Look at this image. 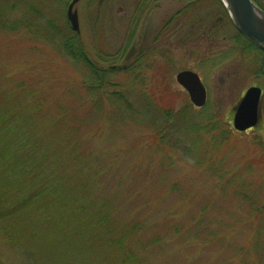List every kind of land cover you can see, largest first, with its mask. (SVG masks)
<instances>
[{
	"label": "rangeland",
	"instance_id": "374dc122",
	"mask_svg": "<svg viewBox=\"0 0 264 264\" xmlns=\"http://www.w3.org/2000/svg\"><path fill=\"white\" fill-rule=\"evenodd\" d=\"M34 1L15 13L70 3ZM221 4L81 0L85 53L111 71L100 89L51 31H0V109L15 116L0 120V264H264V52L236 44ZM133 65L144 77L118 71ZM183 70L202 78L201 109ZM251 86L260 122L238 132Z\"/></svg>",
	"mask_w": 264,
	"mask_h": 264
},
{
	"label": "trees",
	"instance_id": "16d2710c",
	"mask_svg": "<svg viewBox=\"0 0 264 264\" xmlns=\"http://www.w3.org/2000/svg\"><path fill=\"white\" fill-rule=\"evenodd\" d=\"M34 0H0V31L2 30H25L27 31L29 34H31L32 36L34 35H39L43 32L42 35H44V32L46 31L48 34V31L52 32V35H48L47 37L49 39H51L53 42H55L58 47V43L60 45V47H62L63 52H67L71 57H73L75 60H81V62H86L88 63V67L92 69L93 71V76H95L96 78V82L97 84L95 85V87H93L94 89H100L103 86H108L110 85L109 83H107V80L109 78V73L111 71L106 70L104 68H97L95 66H93L94 61H92L85 53V49H84V44L83 41L81 39L80 34L81 33H76L70 23L67 17V13H49V17L47 16V13H15L17 10H24V12L29 11V9L31 10V3L33 4ZM40 1H48V2H55L56 0H40ZM190 1L191 3H197L199 0H187ZM220 4L221 1L217 0ZM35 2V1H34ZM194 5V4H192ZM223 6V4H221ZM223 8L225 9V7L223 6ZM225 13L227 14L228 18L229 15L225 9ZM20 14V17H17V15ZM64 15V19L67 22V26L65 27V25H60L59 21H62ZM230 21V18H229ZM46 22V23H45ZM231 22V21H230ZM37 23V26H36ZM232 24V23H231ZM36 26V29H35ZM36 33V34H35ZM39 33V34H38ZM240 39L242 40L243 43H240L239 40L236 41L237 45H241L244 43L248 46V47H252L253 49L258 50L253 43H251L246 37H244L241 33H238ZM42 35H39L38 37H41ZM241 47V46H240ZM246 47L245 45L243 46V48ZM246 47V48H248ZM59 48V47H58ZM117 55H110V57H116ZM99 60L103 61L104 58L100 55ZM137 67V65H133L131 67L128 68H123V69H119V72H122L124 74H126L129 77H136V80L141 79L143 76L142 73L136 72L133 73L132 70H134ZM94 86V85H93ZM95 93V92H94ZM142 96L144 98H148L147 93L141 92ZM115 97L117 98V100L119 99L122 103L126 104V107L128 109H132V104L129 103L128 98L126 96H123L122 93H117L115 92ZM97 100V99H95ZM96 101H93V105L96 104ZM150 102V101H149ZM97 106V105H95ZM192 108H195L194 106H192ZM201 109V108H199ZM1 113H3V109ZM172 109L170 108H164L163 111L165 112V114H171L170 111ZM187 110H192L190 107L187 108ZM132 112V111H131ZM15 116L12 115L9 118V115L3 113L0 115V120L4 121H8L13 119ZM139 119H143V117L139 118ZM121 240V239H120ZM119 245H122L121 243H119ZM123 248V247H122ZM132 257H134V255H132ZM129 258L126 259V262ZM122 259L120 260L119 264H121ZM122 263H124V260L122 261Z\"/></svg>",
	"mask_w": 264,
	"mask_h": 264
},
{
	"label": "water",
	"instance_id": "95a60500",
	"mask_svg": "<svg viewBox=\"0 0 264 264\" xmlns=\"http://www.w3.org/2000/svg\"><path fill=\"white\" fill-rule=\"evenodd\" d=\"M81 0H72L68 6L67 18L72 29L80 33L79 14L75 8ZM236 29L253 44L264 50V10L253 0H221ZM176 79L189 93L192 103L203 107L207 103V90L200 75L193 70L178 72ZM262 89L249 87L234 108L233 125L243 132L257 127L260 122Z\"/></svg>",
	"mask_w": 264,
	"mask_h": 264
},
{
	"label": "bare ground",
	"instance_id": "6f19581e",
	"mask_svg": "<svg viewBox=\"0 0 264 264\" xmlns=\"http://www.w3.org/2000/svg\"><path fill=\"white\" fill-rule=\"evenodd\" d=\"M72 0H70V2H71ZM260 87V86H259ZM261 88V87H260ZM262 89V88H261Z\"/></svg>",
	"mask_w": 264,
	"mask_h": 264
},
{
	"label": "flooded vegetation",
	"instance_id": "af4514ba",
	"mask_svg": "<svg viewBox=\"0 0 264 264\" xmlns=\"http://www.w3.org/2000/svg\"><path fill=\"white\" fill-rule=\"evenodd\" d=\"M257 1V0H256ZM259 3V2H258ZM263 51V50H262ZM264 52V51H263ZM263 90V89H262Z\"/></svg>",
	"mask_w": 264,
	"mask_h": 264
}]
</instances>
